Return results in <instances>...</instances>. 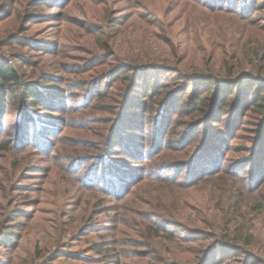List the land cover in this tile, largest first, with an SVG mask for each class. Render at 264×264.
Wrapping results in <instances>:
<instances>
[{
  "label": "rangeland",
  "instance_id": "rangeland-1",
  "mask_svg": "<svg viewBox=\"0 0 264 264\" xmlns=\"http://www.w3.org/2000/svg\"><path fill=\"white\" fill-rule=\"evenodd\" d=\"M3 1L0 63L42 96L8 94L0 112V138L23 140L0 144V264H264L263 178L244 169L264 72L237 14L255 51L264 0ZM199 75L219 84H187ZM196 159L223 174L189 181Z\"/></svg>",
  "mask_w": 264,
  "mask_h": 264
},
{
  "label": "trees",
  "instance_id": "trees-1",
  "mask_svg": "<svg viewBox=\"0 0 264 264\" xmlns=\"http://www.w3.org/2000/svg\"><path fill=\"white\" fill-rule=\"evenodd\" d=\"M2 1L3 3H5L3 0H0ZM37 1V0H36ZM255 4V3H253ZM259 4H257L254 8V11L257 10V8L259 7L258 6ZM229 6V5H228ZM234 6V5H233ZM254 6V5H253ZM235 7V6H234ZM214 9V12H218L220 11L219 9L217 8H212ZM216 9L218 11H216ZM224 10V9H223ZM225 13H228V14H233L234 15V12H235V15H236V12L237 10H235V8H229L227 10H224ZM26 13H30L29 11H27ZM247 13V12H245ZM239 15V18H241V20H248V24L246 26H244L243 28H241V30L239 31V35L241 36V38L239 39V42H242L243 40L246 39V41L244 42V47L241 48V51L243 52L242 54L246 56V59H248L249 63L253 64V65H256L255 62L256 60L260 63L259 66L256 65V67H258L259 71L261 73L264 72V32H262V36L259 40H256L257 42V45L255 46V51H251L253 46L251 45L252 42H251V37L252 35H254V31H253V23H252V20L251 18H249L248 16H246V14H241V13H237ZM238 18V17H237ZM248 26H250V28H248ZM240 44V43H239ZM239 48H240V45H239ZM245 53V54H244ZM233 56V55H232ZM128 67H131V66H121L120 69H124L127 68V70H129ZM202 75H199V76H196L195 78L194 77H190L187 84H191V87L194 88V84H201L202 82H206L207 84H213V85H216V84H219V81L218 80H215L213 77L211 76H208V78H204V77H201ZM242 79L243 77H240L239 80L235 81V82H232L233 83H237V84H242ZM248 82V81H247ZM246 82V84H247ZM264 84V82L262 83ZM34 87V86H33ZM150 89H152L154 92L153 93H156L157 89H154V87H150ZM178 90H173V92L171 93V97H177L178 93H177ZM17 92H21V93H26L28 94L27 96L28 97H32V96H39L41 94L40 91L36 90L34 88H32V85L31 84H26L20 74L18 73L17 70H15L14 68H12L8 63H5V61L1 62L0 63V112L1 110L4 108V105H6V101H7V97L8 94H11V95H16ZM232 92V91H230ZM170 97V96H169ZM202 100V101H201ZM177 104H175V107L176 105H180V104H184V97L182 98H179L177 100ZM200 102H198V105L199 107H203V104L205 103V99L202 98L200 100H198ZM31 104V106H34L37 104L36 101L34 100H31V102L29 103ZM240 103H238V107H240ZM248 106L249 108L253 109L254 111L257 110V112H259L261 115H263V118H261V124H260V135H259V138L257 139V142H256V148H255V151L252 152V153H248V157L247 160H249V164H248V168H244L246 169V172L247 174L249 173V176L251 177L250 179L252 180L253 179V182L251 183H255L257 180H259L260 178H263L262 179V182H259V184H256V188L254 187V189H257V190H262L260 192V199H261V205L258 204V208L261 209V207H264V88L263 87H259L257 89H255L254 93H253V96L251 98V100L249 101L248 103ZM191 107V105H190ZM63 108V107H62ZM210 105L203 111L202 114H204L203 118L206 117V115L208 116V114L213 111L212 108L210 110ZM192 109L193 111H195L193 108H190ZM60 112H64L63 109H61ZM29 120H26L25 122L27 123ZM164 130H165V127H162ZM199 129V128H198ZM197 129V130H198ZM0 130H1V124H0ZM2 131H3V127H2ZM165 137V136H164ZM163 137L162 135V139L161 140L162 142L160 144H165L167 140H165V138ZM198 137V136H197ZM195 137L192 136V140L194 139ZM23 140L19 141V143L21 144ZM18 142H11L10 144L8 143H5L1 138H0V144H3V149H5V151H9L11 150V148L14 145V144H19ZM205 142L201 143L198 147V150L195 152L194 154V157L196 158L197 156L200 155V151L203 150L204 146H205ZM255 157L254 161H252V158ZM205 159V158H204ZM214 159L216 160L217 158H215V154H214ZM246 160V161H247ZM203 161V160H202ZM207 165H202L201 163L198 164V160L196 159L193 160L191 166H192V172L195 173V176L196 178L193 179V180H189V181H193V182H196L198 180H210V181H213L215 180V176H218L220 174H223V170H219V163L217 162H212L214 163L215 165L213 166V164L211 163V161L209 162H206ZM211 163V164H210ZM107 165V164H106ZM113 170H115L117 173H119L120 175L123 173V169L122 168H118L115 167ZM242 172H245L244 170H240ZM234 174V173H233ZM109 175L114 179L115 176L111 175V172H109ZM194 175V174H193ZM198 175H201V176H198ZM239 177V172L237 174ZM192 177H189V179H191ZM112 179V180H113ZM174 179V178H173ZM176 180H178V178H176ZM114 181V180H113ZM180 181V180H179ZM184 182V181H183ZM181 182V183H183ZM188 182V180H187ZM262 186V187H261ZM261 187V188H259ZM168 231V230H167ZM168 234L172 235L171 232H169ZM201 240H204V238H200ZM253 239V235L250 234L249 237L247 238V241H248V244H251V240ZM200 248V247H199ZM211 250V248H209V250H206L205 252H209ZM203 249L200 251V253H198L197 255H201L203 252ZM242 251H244V248L243 246L239 245L238 247L235 248L234 250V253H236V256H240V253H243ZM188 254H186V256H184V259L187 260V263L189 261V259H195V262L194 263H197L196 260L198 259L197 258V255L195 253L191 254L190 251H187ZM175 255V254H173ZM231 255V254H230ZM233 256V255H232ZM193 257V258H191ZM204 257V256H203ZM231 259V256L229 257ZM177 261L179 260V258H175ZM182 259V258H181ZM223 259H217L216 261V264L219 263V262H222ZM205 263V258H201V260L198 262V264H204ZM245 264H259L258 261H252V262H249L248 260L245 262Z\"/></svg>",
  "mask_w": 264,
  "mask_h": 264
}]
</instances>
